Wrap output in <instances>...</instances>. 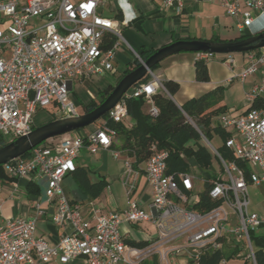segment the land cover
I'll return each mask as SVG.
<instances>
[{"label": "built area", "instance_id": "2783aa9c", "mask_svg": "<svg viewBox=\"0 0 264 264\" xmlns=\"http://www.w3.org/2000/svg\"><path fill=\"white\" fill-rule=\"evenodd\" d=\"M192 1L161 0V8L178 15ZM105 4L106 0H0V136L12 140L26 136L32 131L37 110L53 105L60 118L80 115V107L69 99L73 82L112 74L114 51L123 40L115 19L100 13ZM224 9L240 33L264 32V0H224ZM255 25L257 30L252 29ZM109 41L113 45L106 48ZM198 56L207 61L213 55ZM263 67L264 47L247 52L246 65L232 79L244 83ZM147 75L150 79L132 86L95 131H74L49 139L33 148L28 158L2 166L12 180H45L44 194L56 202L52 223L61 234L50 247L34 236L36 217L4 220L0 215V264H48L53 258L62 264L78 258L86 264H145L154 256L158 264H168L170 256L180 254L198 264L204 254L225 247L236 248L233 260L256 264L251 235L264 237V213L249 211L248 187L264 184V108L246 110L239 116L224 114L219 119L230 133L225 146L244 168L224 160L203 138L219 164L217 172L211 168L215 177L206 194L214 204L210 209L194 207L203 190L195 189L193 174L166 173V151L152 155L142 172L124 159L119 179L125 198L122 214L102 213L90 203L89 216L84 217L79 205L66 198L61 183L74 172V160L81 150L91 155L111 150L114 158L121 155L111 149L116 132L107 121L123 122L128 115L125 99H149L158 89L163 90L151 71ZM263 94L264 75L246 99L251 105ZM148 113L156 116L157 109L150 106ZM141 175L150 189V213L135 198ZM123 222H149L156 237L143 247L129 246L120 232Z\"/></svg>", "mask_w": 264, "mask_h": 264}, {"label": "crops", "instance_id": "0c3cea01", "mask_svg": "<svg viewBox=\"0 0 264 264\" xmlns=\"http://www.w3.org/2000/svg\"><path fill=\"white\" fill-rule=\"evenodd\" d=\"M100 13L103 16L108 15L110 16L109 18L115 19L123 39V42H118V46L114 51L113 73L115 72V80L125 71L128 64L135 60L133 53L137 54L142 50L156 51L171 43L182 40L211 41L216 38L218 42L234 41L241 34L235 27V20L225 13L224 0H193L186 5L182 13L178 15L174 14L171 10H163L161 8V0H106L105 8L100 11ZM118 13L121 15L120 19L116 18ZM252 29L257 30L258 26L255 25ZM235 32L236 35L234 34ZM236 54L240 55L237 56ZM219 56V59L216 58V55H213L209 60L204 61L208 69L209 80L212 81L210 83V88L203 87L199 85L201 83L194 80V63L199 60L198 53L181 52L174 54L162 60L158 64L157 70L152 74L160 82L162 80H171L178 83V92L182 94V102L178 104L173 101L171 97L177 107H180L187 100L207 93L218 86H230L237 82L242 85L244 91V100L241 102L243 106L238 109L230 108L224 103L220 104L226 106L227 114L239 116L250 107L246 99V94L250 93L252 87L263 77L264 67L258 73L247 78L244 83H240L236 79H232V77L246 65L247 53H234ZM228 60H231V62L228 63ZM112 74L76 82L77 84H81L88 81L94 85L103 81V77L113 76ZM212 78L215 80L213 81ZM111 84L112 83H106L97 89L102 90ZM86 96V99L79 98L76 101V105L80 107V115L83 113L78 101L82 104H87L97 98L88 93H86ZM261 98L264 99V94ZM145 107H148L146 111V113H148L150 104L145 103L143 111ZM34 116L32 120L34 126H40L46 123L50 118V116L44 117L38 124L35 122ZM122 124L128 129L132 126L133 121L127 115ZM97 128L98 125L92 130L82 129L79 132H93ZM203 138L204 137H202V140ZM204 144L206 145L205 141ZM119 146L120 141L116 138L111 149L120 152ZM214 148L216 149V147ZM110 151L111 150H100L97 154L91 155L85 150H81L74 160L75 169H84L88 174L90 182L96 183L99 180L105 181L106 187L97 198L91 199L85 196L73 181L71 174L67 175L61 183L68 201L71 204L79 205L84 217L89 216L90 203H93L95 207H100L102 213L117 212L122 214L125 209V198L119 179L126 157L120 152L121 155L118 158H114ZM211 167L213 168L214 164H212ZM2 173L5 178L0 179V195L2 197V203L0 204L1 217L4 220L17 217H36L34 236L43 239L50 247L55 246L58 242L61 230L52 223V216L56 210V202L54 199L49 200L46 198L44 194L45 180L41 179L34 181L31 178L12 180L6 177L3 170ZM29 184L33 185L34 189H37V194L28 192L27 185ZM112 186L114 188H118L119 186L124 202L122 205L116 204V206L108 209L107 205L109 199H111V195L105 196L106 198H103L102 195L106 194L104 193L106 190L110 191ZM135 198L139 201L145 212H151L149 207L151 202L150 189L145 183L143 175H141L138 180ZM65 232L70 234L71 229L66 227ZM120 232L124 235L126 240L137 243H148L156 237L155 228L149 222L138 224L123 222L120 225ZM233 261L234 260H230L226 262V264H232ZM48 264L62 263L56 258H53ZM67 264H86V262L84 259L78 258ZM145 264H158L157 257L154 256L148 259ZM168 264L192 263H189L186 258L180 254L170 256L168 258ZM241 264L243 263L241 262Z\"/></svg>", "mask_w": 264, "mask_h": 264}, {"label": "trees", "instance_id": "16d2710c", "mask_svg": "<svg viewBox=\"0 0 264 264\" xmlns=\"http://www.w3.org/2000/svg\"><path fill=\"white\" fill-rule=\"evenodd\" d=\"M116 18L120 19L121 15L118 13ZM248 37H250V34L244 31L234 41ZM211 41L218 42L216 38ZM112 45L113 41H109L106 48H110ZM154 52V50H142L137 55L142 61H146ZM139 65L140 63L137 60L129 63L114 84L98 90L95 100L87 104L78 101L82 113H89L101 104L122 77ZM157 67L158 65L154 66L151 72H155ZM149 79L150 76L146 75L139 83H146ZM194 80L198 83L209 82L208 69L206 63L202 60L194 63ZM161 85L163 90L158 89L149 99H125L127 114L133 121L130 128L126 129L122 123H112L110 121H107V126L116 132V138L120 141L119 151L130 159L134 168L140 172H142L145 162L152 155L160 151H166L168 154L166 173L168 175L193 174L195 176V174L200 173L203 176V192L200 195V202L194 207L198 210L210 209L214 204L207 200L206 194L215 173L211 170L213 155L202 142V137L209 142L212 139H217L219 144L216 150L219 155L224 160L234 161L244 168V165L238 162L232 152L225 146V141L230 137V133L225 131L219 124L220 117L227 114L226 106L220 104L223 87L218 86L207 93L187 100L180 107H177L167 94L173 97L179 90L178 83L171 80H162ZM145 103H149L150 106L157 109L156 116H151L143 111ZM50 108L55 109V105ZM259 108H264V99L261 97L257 98L247 110ZM45 110L47 111V109ZM48 113L50 118L46 123L60 118L54 113ZM106 117L107 115L103 116L101 121H106ZM101 124L100 122L98 126ZM36 127L38 126L32 125V130ZM76 132H79V130ZM8 143L10 142L6 143L0 139V148ZM29 155L30 152L21 158H28ZM2 170L3 167L0 166V179L5 178ZM71 177L79 190L91 199L97 198L106 187L104 180H99L96 183L90 182L87 172L81 168L75 169L71 173ZM27 190L29 193L37 194V189H34L31 184L27 185ZM251 241L255 251L256 264H264V237L251 235ZM125 243L134 247L147 245V243H137L129 240H126ZM236 254V248L225 247L221 251L204 254L198 264H221L223 260L226 262L233 260Z\"/></svg>", "mask_w": 264, "mask_h": 264}, {"label": "water", "instance_id": "95a60500", "mask_svg": "<svg viewBox=\"0 0 264 264\" xmlns=\"http://www.w3.org/2000/svg\"><path fill=\"white\" fill-rule=\"evenodd\" d=\"M264 47V32L239 41L212 42L202 40L176 41L156 50L143 64L130 71L113 87L105 100L89 113L77 117L60 118L33 129L26 136L14 139L0 148V166L6 165L49 139L82 130L105 116L128 90L140 82L162 60L181 52L226 55L247 53ZM170 99L171 97L167 95ZM172 100V99H171Z\"/></svg>", "mask_w": 264, "mask_h": 264}, {"label": "rangeland", "instance_id": "374dc122", "mask_svg": "<svg viewBox=\"0 0 264 264\" xmlns=\"http://www.w3.org/2000/svg\"><path fill=\"white\" fill-rule=\"evenodd\" d=\"M106 17H110L108 15H105ZM236 35V32L234 33ZM124 36V35H123ZM122 41V40H120ZM123 42V41H122ZM237 56L240 54H236ZM235 55V57H236ZM219 55H216V58L219 59ZM217 62V61H216ZM217 65V64H215ZM221 68V67H220ZM222 69V68H221ZM115 72L112 74L113 76H109V77H103V81H101L98 84H94L92 85L91 83H89L88 81H85L81 84H77L76 81L73 82V86H72V90L70 92L69 95V99L71 102H73L75 105L77 104V99L81 98V99H86V93L88 94H92L95 97H97V92H98V87L103 86L106 83H115V76H114ZM214 78V77H213ZM212 80L214 81L215 79ZM212 81L209 80V82H205V83H201L199 85H202L203 87L206 88H210V83ZM97 86V87H96ZM182 94H179V92H177L173 97V101L177 102L178 104H180L181 101V96ZM244 100V91L242 88V85L235 82L234 84L230 85V86H223L222 89V96H221V103L227 104L228 107L230 108H238L240 109L243 106V103H241ZM148 109V107H145L144 111L146 112ZM48 112L54 113L56 116L59 115L57 113V111L53 108H47ZM46 110H42V109H38L36 112V115L34 116V120L36 123H40L42 118L44 117H48L49 113ZM101 122V119H99L97 122L87 126L86 128H84V130H92L94 127H97V125ZM81 131V130H79ZM0 139L3 140L4 142H11V137H3L0 136ZM202 142L204 143V140H202ZM210 143L214 146L217 147L219 144V141L217 139H212L210 141ZM213 170L214 171H218L219 170V164L217 163V161L215 159H213ZM195 189L198 190L199 192L201 190H203V176L200 175V173L195 174ZM119 185V184H117ZM105 195L103 194L102 197L104 198L107 195H111V199H109V203L107 205L108 209H111L113 206H116V204L122 205L124 202V199L122 197V193L121 190L118 186V188H114L112 186V189L106 190ZM248 193H249V198H250V205H249V211L250 212H256L258 214H263L264 213V184H261L259 186H252L250 185L248 187ZM106 198V197H105ZM241 259H236L233 261L232 264H241Z\"/></svg>", "mask_w": 264, "mask_h": 264}]
</instances>
